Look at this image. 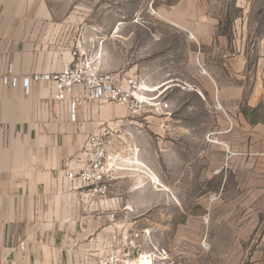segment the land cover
Segmentation results:
<instances>
[{"label": "crops", "instance_id": "0c3cea01", "mask_svg": "<svg viewBox=\"0 0 264 264\" xmlns=\"http://www.w3.org/2000/svg\"><path fill=\"white\" fill-rule=\"evenodd\" d=\"M85 3L86 0H0V264H97L109 251L114 234L138 230L136 212L141 207L137 198L145 195V186L137 188L135 179L120 176L111 181L104 198L65 176L68 164L74 169L84 165L92 133L116 126L122 131H134L128 109L106 100L84 102L72 119L70 100L55 98L53 82L32 83L29 93L22 84L13 87L3 82L10 67L21 78L60 72L65 63L73 60L72 51L77 45L86 49L91 18L82 7ZM147 3L151 0H144ZM166 4L160 17L183 33H190V46L185 54L170 58L173 68L166 74L160 71L158 80L152 73L151 59L146 58L140 75L143 84L149 88L150 96L162 97L171 89V83L183 82L187 73V83L196 95L220 102L221 121H213L206 130L230 133L223 144L234 152L241 147L254 150V158L242 160L254 165V202L262 207V213L264 0H173ZM133 20L135 23V17ZM126 65L125 61L119 62L109 67L113 70L106 71L122 72ZM85 92L82 86H76L73 94L84 96ZM168 108L165 116H171ZM195 126H191L192 137L186 139L192 140L191 148L199 142L194 134L200 127ZM134 144L113 137L107 149L112 156L133 158ZM218 144H222L220 140ZM176 154L184 160L183 152ZM236 155L233 153L232 158L236 159ZM194 160L197 158L190 163ZM238 188L237 192H243ZM247 193L253 195L251 191ZM237 200L230 210L235 212L239 207L245 212L237 218L241 226L247 222V199ZM148 207L142 205L144 209ZM223 218L225 221L229 215ZM258 220L264 223V216ZM148 221L144 229L150 231ZM194 223L176 220V236H169L168 224H160V244L176 245L170 249L171 264L187 260L178 246L193 238L178 232L197 228ZM194 240L198 243L200 238ZM22 242L25 250L20 248ZM224 243L231 244L232 240ZM140 264L154 263L147 258Z\"/></svg>", "mask_w": 264, "mask_h": 264}, {"label": "rangeland", "instance_id": "374dc122", "mask_svg": "<svg viewBox=\"0 0 264 264\" xmlns=\"http://www.w3.org/2000/svg\"><path fill=\"white\" fill-rule=\"evenodd\" d=\"M171 1L151 0L150 4H144V0H86L82 7L91 20L85 53L102 71L113 70L109 67L125 61L127 65L122 71H134L141 81L144 61L150 58L152 73L158 80L160 71L166 74V70L173 68L170 58L185 54L191 40L190 33H183L160 17V10ZM131 29H135L134 34L128 36ZM187 77L185 73L183 82L171 83L164 96L157 95L164 103L167 101L171 116L151 112L141 116L130 114L133 132L114 127L118 129L115 138L135 143L132 148L135 157L116 155L118 177L130 176L137 188H146L145 195L137 198L141 207L136 212L137 229L146 228L150 220L151 244L145 248L165 249L172 255L170 249L176 245L160 244V224H168L169 236H176V220H193L197 228L178 232L180 236L193 238L178 246L187 259L184 264H264V223L258 220L264 212L254 202V165L242 160L254 158L251 152L254 150L241 147L234 152L223 144L230 133L207 132L213 121H221L220 102L196 95ZM192 125L200 127L194 134L199 138L194 148L192 140H186L192 137ZM219 140L222 144H218ZM235 147H239L237 143ZM179 151L184 154L183 161L178 159ZM229 151L237 153V158H232ZM194 158L197 160L190 163ZM143 177L145 181L140 180ZM238 187L243 192H237ZM247 191L253 195L249 196ZM237 199H247V222L241 226L237 218L245 212L239 207L235 212L230 210ZM144 204L150 207L144 209ZM228 215L224 221L223 217ZM195 237L200 238L198 243ZM228 240L232 243H224Z\"/></svg>", "mask_w": 264, "mask_h": 264}, {"label": "built area", "instance_id": "2783aa9c", "mask_svg": "<svg viewBox=\"0 0 264 264\" xmlns=\"http://www.w3.org/2000/svg\"><path fill=\"white\" fill-rule=\"evenodd\" d=\"M72 56L73 60L65 63L63 69L57 73H34L21 78L10 67L3 76V82L13 87L22 84L27 93L32 83L53 82L56 87L55 98L70 100L72 119H75L77 109L84 102L92 103L96 100L124 106L132 116L166 112L168 105L157 96H150L149 88L142 84L134 71H102L81 45L73 49ZM76 86L85 89L84 96H74ZM116 133L118 129L110 127L92 133L85 152L84 165L74 169L68 164L65 168L66 178L79 181L88 187V192L106 198L111 181L118 178L116 156L113 157L107 149L108 142ZM148 244H151L148 229L114 234L109 251L98 259L97 264H140L141 260L147 258L154 264H171V257L165 249L154 247L147 250L145 245ZM25 246V242L20 243L22 250H25Z\"/></svg>", "mask_w": 264, "mask_h": 264}]
</instances>
